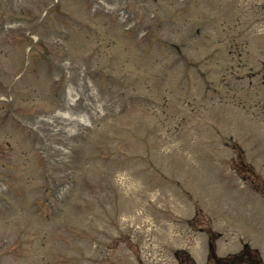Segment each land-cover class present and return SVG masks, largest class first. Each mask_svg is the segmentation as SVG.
Returning a JSON list of instances; mask_svg holds the SVG:
<instances>
[{"label":"rangeland","instance_id":"rangeland-1","mask_svg":"<svg viewBox=\"0 0 264 264\" xmlns=\"http://www.w3.org/2000/svg\"><path fill=\"white\" fill-rule=\"evenodd\" d=\"M241 1L228 0L243 11L234 27L241 14L224 0H0V210L6 203L14 209L0 214V264H177L174 253L189 246L204 262L205 239L182 221L193 210L180 187L207 208L209 201L222 211L237 204L233 196L215 201L208 187L223 186L219 160L227 157L217 145L227 138L213 129L247 146L264 174V123L257 129L247 122L264 120V16H256L254 0L247 7ZM123 7L128 14L121 15ZM161 41L182 45L191 60L185 69L171 65L175 53ZM28 60L30 73L17 78ZM60 65L92 72L97 115L88 125L58 118ZM105 74L125 88L103 84ZM63 87L83 90L72 81ZM215 92L226 97H211ZM147 98L157 107H147ZM169 124L179 137L168 133ZM148 165L179 183L158 181ZM60 177L54 190L49 185ZM46 190L60 213L40 203ZM67 196L70 202L58 205ZM33 202L35 211L43 204L40 218L30 213ZM163 203L165 217L156 211ZM142 211L148 220L138 223Z\"/></svg>","mask_w":264,"mask_h":264}]
</instances>
